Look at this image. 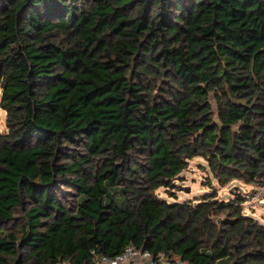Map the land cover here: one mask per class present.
Returning a JSON list of instances; mask_svg holds the SVG:
<instances>
[{
    "label": "trees",
    "instance_id": "obj_1",
    "mask_svg": "<svg viewBox=\"0 0 264 264\" xmlns=\"http://www.w3.org/2000/svg\"><path fill=\"white\" fill-rule=\"evenodd\" d=\"M0 87V264H264L243 196L157 192L264 186V0H0Z\"/></svg>",
    "mask_w": 264,
    "mask_h": 264
},
{
    "label": "rangeland",
    "instance_id": "obj_2",
    "mask_svg": "<svg viewBox=\"0 0 264 264\" xmlns=\"http://www.w3.org/2000/svg\"><path fill=\"white\" fill-rule=\"evenodd\" d=\"M2 89L0 87V100ZM0 128L6 127V114L1 108ZM211 182V183H210ZM264 186L257 184H246L239 180H232L225 185H220L208 168V162L203 157H195L189 161V167L174 179V185L158 189L161 198L170 202H192L199 203L204 201L205 197L217 194L219 200L230 201L237 198V195L243 196L244 211L257 218L264 224V203L259 202V197L263 193ZM117 196L121 197L119 194ZM170 261L178 262L179 257H168Z\"/></svg>",
    "mask_w": 264,
    "mask_h": 264
},
{
    "label": "built area",
    "instance_id": "obj_3",
    "mask_svg": "<svg viewBox=\"0 0 264 264\" xmlns=\"http://www.w3.org/2000/svg\"><path fill=\"white\" fill-rule=\"evenodd\" d=\"M1 108L2 107L0 105V110ZM3 110L7 115V111L5 109ZM3 130L4 129L0 128L1 132ZM259 202L264 203V188L262 195L259 197ZM92 253L94 264H182L181 260L178 262L170 261L165 252L153 254L150 250L140 249L134 245H129L124 251L117 254L116 256H109L105 254L99 255L94 250Z\"/></svg>",
    "mask_w": 264,
    "mask_h": 264
}]
</instances>
